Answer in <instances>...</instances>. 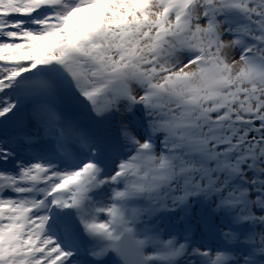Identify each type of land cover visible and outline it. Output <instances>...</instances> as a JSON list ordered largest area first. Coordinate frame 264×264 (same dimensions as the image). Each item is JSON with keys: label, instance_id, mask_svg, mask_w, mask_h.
Listing matches in <instances>:
<instances>
[{"label": "snow or ice", "instance_id": "6c2138e0", "mask_svg": "<svg viewBox=\"0 0 264 264\" xmlns=\"http://www.w3.org/2000/svg\"><path fill=\"white\" fill-rule=\"evenodd\" d=\"M0 264H264V0H0Z\"/></svg>", "mask_w": 264, "mask_h": 264}]
</instances>
